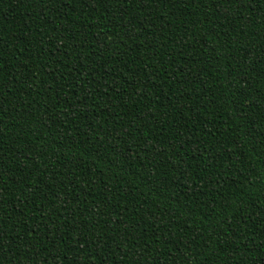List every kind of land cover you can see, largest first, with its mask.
<instances>
[{
  "label": "trees",
  "instance_id": "1",
  "mask_svg": "<svg viewBox=\"0 0 264 264\" xmlns=\"http://www.w3.org/2000/svg\"><path fill=\"white\" fill-rule=\"evenodd\" d=\"M0 264H264V0H0Z\"/></svg>",
  "mask_w": 264,
  "mask_h": 264
}]
</instances>
